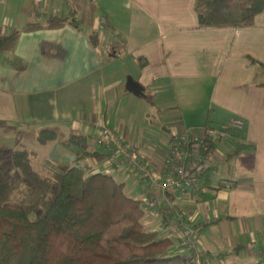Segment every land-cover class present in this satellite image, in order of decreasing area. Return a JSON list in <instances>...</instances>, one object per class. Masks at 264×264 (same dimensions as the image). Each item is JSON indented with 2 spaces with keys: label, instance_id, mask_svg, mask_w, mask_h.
Masks as SVG:
<instances>
[{
  "label": "crops",
  "instance_id": "1",
  "mask_svg": "<svg viewBox=\"0 0 264 264\" xmlns=\"http://www.w3.org/2000/svg\"><path fill=\"white\" fill-rule=\"evenodd\" d=\"M91 1L108 11L107 31L96 16L81 31H24L13 52L0 54V149L27 147L41 159L110 173L144 201V185L110 164L112 147L95 144L101 116L158 173L173 135L194 122L212 125V117L240 119L242 129L214 144L203 199L189 195L181 208L199 228L204 264H264V10L252 26L202 28L195 0ZM69 10L67 0H0V34ZM94 28L97 47L89 39ZM118 39L127 50L116 56L108 43ZM128 76L145 96L127 90ZM43 129L57 138L40 143ZM72 135L86 140L75 144ZM238 143L247 146L238 150ZM159 213L164 221L161 204L145 214L150 230H163L151 223ZM173 250L180 251L176 240Z\"/></svg>",
  "mask_w": 264,
  "mask_h": 264
},
{
  "label": "trees",
  "instance_id": "2",
  "mask_svg": "<svg viewBox=\"0 0 264 264\" xmlns=\"http://www.w3.org/2000/svg\"><path fill=\"white\" fill-rule=\"evenodd\" d=\"M67 2L68 13H51L44 21L0 34V54L13 52L24 31L66 25L81 31L95 24L97 7L91 0ZM194 8L199 27L241 28L254 25L264 0H195ZM89 39L99 46L100 32L94 28ZM108 44L116 56L127 50L124 39ZM57 136L43 129L38 141ZM85 140L70 137L75 144ZM243 146L238 143L236 149ZM143 205L110 173L89 174L77 165L41 159L27 147L0 149V264H197L173 252V238L146 226Z\"/></svg>",
  "mask_w": 264,
  "mask_h": 264
},
{
  "label": "built area",
  "instance_id": "3",
  "mask_svg": "<svg viewBox=\"0 0 264 264\" xmlns=\"http://www.w3.org/2000/svg\"><path fill=\"white\" fill-rule=\"evenodd\" d=\"M103 30L109 29L105 21ZM240 119L218 126L204 125L178 132L170 139L169 152L161 157L160 172L153 171L139 148L122 139L109 126L105 117L97 121L99 134L94 138L98 146H111L109 162L117 168H125L141 182L147 191L143 201L146 213L160 204L164 207L163 226L168 236L177 241L179 249L191 255V260L204 264L209 260L202 249L199 228L181 208L187 196L201 201L202 188L206 185L212 169L215 142L227 139L232 132L242 129Z\"/></svg>",
  "mask_w": 264,
  "mask_h": 264
},
{
  "label": "rangeland",
  "instance_id": "4",
  "mask_svg": "<svg viewBox=\"0 0 264 264\" xmlns=\"http://www.w3.org/2000/svg\"><path fill=\"white\" fill-rule=\"evenodd\" d=\"M94 2H99L98 0H94ZM98 5V4H97ZM108 11H106L105 10V8L103 7V6H98V9L96 10V13H95V16H96V19L97 20H99V22L100 21H102V20H105V17H106V13H107ZM100 25V28H104V25H102V24H99ZM213 126H218V125H220V124H223L222 122L223 121H220V120H216V119H214V117H212V119H211V121H209ZM233 122V121H232ZM207 122L206 121H204V122H194V123H192V124H194V126L193 127H201V126H203L204 124H206ZM2 162L3 163H5V164H8L9 162H10V160L9 159H7V158H3L2 159ZM137 179V178H136ZM139 182V181H138ZM140 184H139V186H141L142 187V183L141 182H139ZM131 196V195H130ZM138 196L140 197V193L138 194ZM133 197V196H132ZM138 197V198H139ZM136 198V197H135ZM145 219V218H144ZM161 221H160V220ZM158 220L161 222V227H159V226H157L156 224H158ZM144 222L146 223V225L148 226V227H152V224H150V222L148 221H145L144 220ZM151 223H153V224H155L154 226H156L157 228H161V229H163V230H159L160 231V235L162 236V237H164V236H168V231L166 230V228L163 226V218H162V215L159 213V215L157 216V217H154L152 220H151ZM174 252V251H173ZM180 254H183V255H185L188 259H190L191 260V255L189 254V253H187L184 249H180V251H178Z\"/></svg>",
  "mask_w": 264,
  "mask_h": 264
},
{
  "label": "water",
  "instance_id": "5",
  "mask_svg": "<svg viewBox=\"0 0 264 264\" xmlns=\"http://www.w3.org/2000/svg\"><path fill=\"white\" fill-rule=\"evenodd\" d=\"M127 90L136 96H145L144 87L132 76H128L126 83Z\"/></svg>",
  "mask_w": 264,
  "mask_h": 264
}]
</instances>
